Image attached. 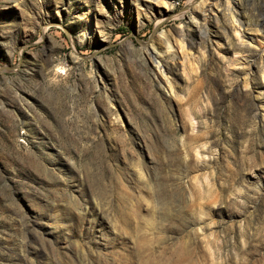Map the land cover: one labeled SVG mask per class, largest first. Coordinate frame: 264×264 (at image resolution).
Returning a JSON list of instances; mask_svg holds the SVG:
<instances>
[{"label":"rangeland","instance_id":"rangeland-1","mask_svg":"<svg viewBox=\"0 0 264 264\" xmlns=\"http://www.w3.org/2000/svg\"><path fill=\"white\" fill-rule=\"evenodd\" d=\"M170 1L0 0V264H264V0Z\"/></svg>","mask_w":264,"mask_h":264},{"label":"bare ground","instance_id":"bare-ground-1","mask_svg":"<svg viewBox=\"0 0 264 264\" xmlns=\"http://www.w3.org/2000/svg\"><path fill=\"white\" fill-rule=\"evenodd\" d=\"M143 1H145V4L144 3L141 4L140 0H138V5L145 7L146 14H147L145 18L148 20H153L154 18L159 17L160 22L165 15L164 9L169 10L170 8L169 4L171 3L170 0H143ZM226 4L230 12V19L232 23L234 24V26L236 27L235 29L236 39L241 45H244L247 40H246L245 30L243 29L244 23L239 17L240 12L238 11V7L240 5V2L239 0H231V1L229 0L227 1ZM190 5L193 11H197L201 14L203 23H206V24H208L213 17L217 16V13L221 11V8H222V2L220 0H191ZM88 13H89V10H87V8L81 9V14L83 18L88 19L89 17ZM88 25H89L88 21H85V26L87 27V29H88ZM86 35L88 36V38H90L92 36V32L88 31L86 32ZM162 36L163 38L168 39L164 33L162 34ZM213 42L218 47L221 46L220 41L218 39H214ZM251 42L252 43L257 42V39L251 38ZM159 43L152 41L148 45V52H149V55L151 56V60L157 65L156 66L157 69L160 70L161 75L164 74L165 72L161 70V68L164 65L162 58L164 56H167L169 53L173 52L174 48H177L179 50L180 55L176 58V60L178 61L182 69H184L183 56L185 53H187L184 43L182 44V43L176 42L175 44H173V46L168 40L166 43L165 42H162L161 44ZM262 78L264 82V77ZM167 82L169 84L170 91L173 92L172 82H170V80L168 79H167ZM262 91L264 92V88ZM261 104L263 105L264 103H261ZM191 121H193V119ZM192 126H193L192 129L194 128L193 131H195V124L194 125L192 124Z\"/></svg>","mask_w":264,"mask_h":264}]
</instances>
